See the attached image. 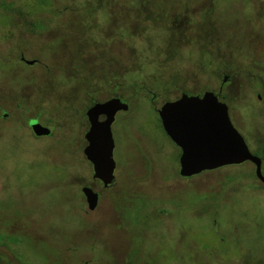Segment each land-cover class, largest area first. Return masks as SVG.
<instances>
[{
    "label": "rangeland",
    "instance_id": "1",
    "mask_svg": "<svg viewBox=\"0 0 264 264\" xmlns=\"http://www.w3.org/2000/svg\"><path fill=\"white\" fill-rule=\"evenodd\" d=\"M205 91L264 175V0H0V264H264L255 166L180 176L156 113ZM92 94L130 107L112 124L111 189L83 153ZM35 120L51 134L35 136Z\"/></svg>",
    "mask_w": 264,
    "mask_h": 264
},
{
    "label": "water",
    "instance_id": "2",
    "mask_svg": "<svg viewBox=\"0 0 264 264\" xmlns=\"http://www.w3.org/2000/svg\"><path fill=\"white\" fill-rule=\"evenodd\" d=\"M32 66L35 60L22 58ZM227 76L224 82L227 81ZM129 110V105L119 98L98 102L87 110L90 128L85 134L87 145L83 153L93 166V178L104 187L114 183L116 163L113 158L115 142L112 124L116 114ZM6 116V115H5ZM104 116V120L100 117ZM164 132L180 148L179 174L189 178L206 171L251 162L255 176L264 185L262 159L253 154L242 134L233 125L229 107L213 91L202 95L183 93L173 101L165 102L158 109ZM30 124V123H29ZM30 129L37 137L49 136L51 131L36 120ZM88 209L94 211L99 194L91 187H83Z\"/></svg>",
    "mask_w": 264,
    "mask_h": 264
},
{
    "label": "trees",
    "instance_id": "3",
    "mask_svg": "<svg viewBox=\"0 0 264 264\" xmlns=\"http://www.w3.org/2000/svg\"><path fill=\"white\" fill-rule=\"evenodd\" d=\"M1 8H2V10H4L5 12H14L15 14H17V16H19V19H21V14H18V13H16V6H14L13 4H6V2H2V4H1ZM41 15H43V14H41ZM45 15H49V17H52V16H55V15H53V14H45ZM16 16V15H15ZM37 16H39V15H31V16H23V24H24V26H26V28H27V30L28 31H31L32 33H35L36 31H39L41 28H42V25L44 24L42 21H41V18H37L36 19V17ZM48 21V20H47ZM49 23V22H48ZM22 58H24V56L23 55H21V60H22ZM36 61V60H35ZM35 64H38V61H36V63ZM116 74H118V73H116ZM118 75H121L120 73L118 74ZM91 78H93V79H95V81H97V78L96 77H94V76H91ZM25 82H28V80L26 79V78H24V80L22 81V82H20V83H15L14 82V85L15 84H19V85H22V84H24ZM14 87V86H13ZM183 92H185L184 90H183ZM191 95H194L195 93H190ZM196 94H198V93H196ZM94 94H92L91 95V97H93V98H95V100L94 101H92V104H90V106L91 105H93L95 102H97V101H99L98 99H97V97H95V96H93ZM5 115L7 116V114L5 113L3 116L5 117ZM28 121V120H27ZM29 122V121H28ZM29 125V124H28Z\"/></svg>",
    "mask_w": 264,
    "mask_h": 264
},
{
    "label": "flooded vegetation",
    "instance_id": "4",
    "mask_svg": "<svg viewBox=\"0 0 264 264\" xmlns=\"http://www.w3.org/2000/svg\"><path fill=\"white\" fill-rule=\"evenodd\" d=\"M183 94V93H182ZM112 98H117V97H110V98H108V99H106L105 101H107V100H109V99H112ZM120 99V98H119ZM105 101H97V102H95L94 104H96V103H98V102H105ZM122 101V100H121ZM126 103V102H125ZM93 104V105H94ZM93 105H91V106H93ZM91 106H89L88 108H87V110L91 107ZM87 110L85 111V117L87 118V115H86V113H87ZM129 110H130V107H129ZM129 110H127V111H120V112H128ZM156 113L158 114V109H156ZM105 119V117L104 116H101L100 117V120H104ZM87 121H88V118H87ZM160 122H161V120H160ZM162 125V124H161ZM89 128H90V123H89V121H88V129L86 130V132H85V134L88 132V130H89ZM163 128V127H162ZM85 134H84V139H85ZM167 135V134H166ZM170 139V138H169ZM171 140V139H170ZM85 141H86V139H85ZM86 143H87V141H86ZM87 145V144H86ZM85 148V147H84ZM179 148V147H178ZM180 149V148H179ZM180 155H181V150H180ZM180 157V156H179ZM87 159V158H86ZM88 161V160H87ZM89 162V161H88ZM90 163V162H89ZM91 164V163H90ZM92 165V164H91ZM92 169H93V166H92ZM94 179V178H93ZM94 180H96V181H99V180H97V179H94ZM114 182H115V180H114ZM99 183H100V186L102 185V187L104 188V189H111L114 185H115V183H113L112 185H110V186H108V187H104L103 186V184H102V182L101 181H99ZM262 184V183H261ZM263 185V184H262ZM87 185H85V186H83V187H86ZM83 187L81 188V192H82V189H83ZM89 187V186H88ZM96 192V191H95ZM98 193V192H97ZM82 194H83V192H82ZM99 194V193H98ZM83 196H84V194H83ZM84 198H85V196H84ZM85 202H86V198H85ZM86 205H87V202H86ZM87 207H88V205H87ZM89 210V209H88ZM90 211V210H89Z\"/></svg>",
    "mask_w": 264,
    "mask_h": 264
}]
</instances>
